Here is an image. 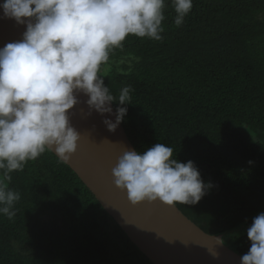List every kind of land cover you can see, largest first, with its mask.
Masks as SVG:
<instances>
[{
	"label": "trees",
	"instance_id": "obj_1",
	"mask_svg": "<svg viewBox=\"0 0 264 264\" xmlns=\"http://www.w3.org/2000/svg\"><path fill=\"white\" fill-rule=\"evenodd\" d=\"M166 5L163 39L126 37L104 83L134 90L121 123L136 150L164 143L212 184L175 205L243 255L264 212V0H193L179 27ZM11 176L20 200L13 219L0 214V264H152L53 152Z\"/></svg>",
	"mask_w": 264,
	"mask_h": 264
},
{
	"label": "clouds",
	"instance_id": "obj_2",
	"mask_svg": "<svg viewBox=\"0 0 264 264\" xmlns=\"http://www.w3.org/2000/svg\"><path fill=\"white\" fill-rule=\"evenodd\" d=\"M170 2L179 27L193 0ZM166 6V0H2L3 18L26 28L21 39L0 47V214L13 219L20 200L5 182L13 171H22L45 151L61 161L76 151L80 133L70 122V110L80 103L78 93L87 96V114L112 113L110 105L117 102L115 121L103 119L109 131L123 121L134 90L126 85L113 95L101 65L129 35L162 40ZM111 176L132 204L158 199L193 205L212 187L192 160L179 161L164 143L143 152L125 147ZM246 231L250 248L239 264H264V212Z\"/></svg>",
	"mask_w": 264,
	"mask_h": 264
},
{
	"label": "water",
	"instance_id": "obj_3",
	"mask_svg": "<svg viewBox=\"0 0 264 264\" xmlns=\"http://www.w3.org/2000/svg\"><path fill=\"white\" fill-rule=\"evenodd\" d=\"M25 28L0 14V47L21 39ZM77 95L80 103L70 110V122L80 133V139L76 151L63 162L148 260L152 264H239L242 255L224 242L221 233L205 232L175 204L167 205L158 199L132 204L128 200L126 191L113 184L111 168L125 147H135L122 123L114 131L103 123L105 117L115 121L113 103L112 113L101 115L93 109L87 114V96Z\"/></svg>",
	"mask_w": 264,
	"mask_h": 264
},
{
	"label": "rangeland",
	"instance_id": "obj_4",
	"mask_svg": "<svg viewBox=\"0 0 264 264\" xmlns=\"http://www.w3.org/2000/svg\"><path fill=\"white\" fill-rule=\"evenodd\" d=\"M221 237H222V239H223V235H222Z\"/></svg>",
	"mask_w": 264,
	"mask_h": 264
}]
</instances>
